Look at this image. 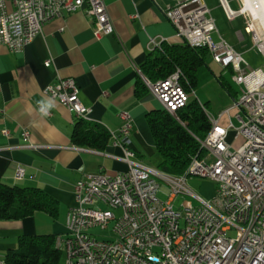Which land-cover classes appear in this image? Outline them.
<instances>
[{"label":"built area","instance_id":"obj_1","mask_svg":"<svg viewBox=\"0 0 264 264\" xmlns=\"http://www.w3.org/2000/svg\"><path fill=\"white\" fill-rule=\"evenodd\" d=\"M172 1L164 14L178 36L191 47L207 48L214 62L230 69L241 94L216 116L183 174L148 166L136 159L137 152L123 150L121 159L129 166L126 172L115 176L99 172L79 180L76 205L67 216V233L57 240L66 254L64 264H264V0H239L238 10L231 8L229 0H221L230 20L247 18L256 68L220 34L205 0ZM85 6L97 38L115 33L106 0H0V45L21 53L46 23ZM152 43L162 49L160 41ZM45 65L51 67L53 60ZM143 77L162 108L175 116L197 95L195 89L186 88L190 83L181 69L156 82ZM44 93L77 117L90 112L72 77H59ZM237 109L245 112L236 114L238 127L232 116ZM122 116L129 118L128 113ZM225 117L230 122L227 126L221 122ZM233 128L236 139L242 140L239 148L227 141ZM131 129L128 121L120 133L128 135ZM3 132L9 134L7 129ZM24 137L30 142L28 129ZM122 140L114 141L115 145L122 148ZM22 147L40 150L32 143ZM25 176V167L19 165L16 178ZM192 177L215 183L213 199L191 187ZM94 228L112 229L113 235L100 238L92 232ZM0 264L6 261L0 259Z\"/></svg>","mask_w":264,"mask_h":264},{"label":"crops","instance_id":"obj_2","mask_svg":"<svg viewBox=\"0 0 264 264\" xmlns=\"http://www.w3.org/2000/svg\"><path fill=\"white\" fill-rule=\"evenodd\" d=\"M106 2L115 24L113 35L96 37V26L85 6L46 23L21 53L0 45V180L12 186L42 188L60 201L58 218L43 211L19 220L0 218V257L5 261L23 235H55L56 244L66 235L68 212L76 205L75 185L85 175L103 172L115 176L129 169L121 159L123 149L114 140L105 150L73 143L74 127L83 120L44 93L59 77L77 81L82 102L90 109L89 120L135 146L138 161L143 163V155L156 153L147 115L162 105L150 91L138 97L135 88L137 81L144 79L142 65L158 51L152 40L162 44L185 42L164 14L174 2ZM49 59L53 65L46 67ZM209 65L222 71L212 58ZM49 100L54 105L49 109L52 115L42 116L39 102ZM122 113H128L129 118H123ZM228 120L225 117L221 122L227 126ZM128 121L131 132L123 135L120 130ZM5 129L9 134L3 132ZM26 129L31 133L30 142L24 137ZM30 143L40 150L22 147ZM19 165L26 169L24 179L16 178ZM65 259L63 251V263Z\"/></svg>","mask_w":264,"mask_h":264},{"label":"trees","instance_id":"obj_3","mask_svg":"<svg viewBox=\"0 0 264 264\" xmlns=\"http://www.w3.org/2000/svg\"><path fill=\"white\" fill-rule=\"evenodd\" d=\"M151 53L142 65V71L151 81L166 79L174 71L181 69L184 79L190 84L191 91L198 84V70L211 55L207 48H194L188 43H163L162 49ZM232 72V71H231ZM220 80L230 89L229 82ZM136 95L143 97L149 93L144 79L137 81ZM148 124L154 137L157 152L163 160L159 168L172 175L183 174L212 128L208 112L199 101L192 100L187 107L178 111L177 116L165 109L151 111L147 115ZM114 140L112 132L104 125L94 121H83L75 125L72 141L75 145L105 150ZM37 211L58 218L60 201L50 193L38 187L8 185L0 180V218L19 220ZM55 235H23L18 247L7 256V264H64L63 251L57 247Z\"/></svg>","mask_w":264,"mask_h":264},{"label":"rangeland","instance_id":"obj_4","mask_svg":"<svg viewBox=\"0 0 264 264\" xmlns=\"http://www.w3.org/2000/svg\"><path fill=\"white\" fill-rule=\"evenodd\" d=\"M207 5L212 11V15L216 20L217 27L221 35H223L230 44L235 46L237 50L244 54L245 59L253 66L257 67V58L252 50L253 43L247 36L246 28L248 26L247 18L241 16L235 20H230L224 10L221 0H205ZM230 6L233 10H238L241 7L239 0H229ZM214 37L218 39V34L215 33ZM211 57L205 64L201 65L198 70V85L195 88L197 95H193L191 100L202 101L210 113L218 115L223 110L230 107L234 102L233 95L229 92L228 88L220 80L223 79L230 84V89L235 93L236 96L241 94V86L233 80V73L230 69L222 68V71H215L209 63ZM213 60V58H212ZM243 115L245 112L240 110ZM238 109L232 112L233 123L236 127L240 125V121L236 118V114L240 112ZM229 120L228 123L229 124ZM237 131L233 128L230 130L228 135V143L233 148H239L242 145L241 139H236ZM162 156L157 152L153 156L143 155V163L148 166L158 168L162 162ZM189 184L193 189L199 192L201 195L213 199L216 195L215 183L207 178L192 177L189 180ZM163 198H167L166 195L161 194ZM181 199L179 200V202ZM120 215V211H116ZM112 227V225H111ZM112 229L103 230L102 228H94L92 232L98 237H109L112 236Z\"/></svg>","mask_w":264,"mask_h":264},{"label":"bare ground","instance_id":"obj_5","mask_svg":"<svg viewBox=\"0 0 264 264\" xmlns=\"http://www.w3.org/2000/svg\"><path fill=\"white\" fill-rule=\"evenodd\" d=\"M199 103L202 105V107H204V109H207L206 105L202 101H199ZM188 104L189 103H185V107H187ZM163 109H165V108H163ZM208 115H209V118H210L211 122H215L216 121V116L214 114L209 112ZM79 118L82 119L83 121H90L89 120V118H90L89 114L82 115ZM112 134L114 136V141H119V137L116 136L115 133H112ZM122 149L126 150L128 153H136V147L129 145L124 140H122ZM57 247L61 248L60 245H57ZM0 259H2V258L0 257Z\"/></svg>","mask_w":264,"mask_h":264},{"label":"clouds","instance_id":"obj_6","mask_svg":"<svg viewBox=\"0 0 264 264\" xmlns=\"http://www.w3.org/2000/svg\"><path fill=\"white\" fill-rule=\"evenodd\" d=\"M40 103V108H39V112L42 116H47L49 115V109H51L54 105L53 102L51 100L49 101H41Z\"/></svg>","mask_w":264,"mask_h":264}]
</instances>
